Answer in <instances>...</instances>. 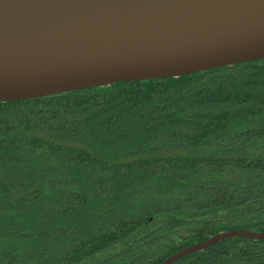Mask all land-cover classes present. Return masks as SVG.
<instances>
[{
    "label": "trees",
    "instance_id": "16d2710c",
    "mask_svg": "<svg viewBox=\"0 0 264 264\" xmlns=\"http://www.w3.org/2000/svg\"><path fill=\"white\" fill-rule=\"evenodd\" d=\"M264 233V58L0 102V264H162ZM172 264H264L227 238Z\"/></svg>",
    "mask_w": 264,
    "mask_h": 264
},
{
    "label": "water",
    "instance_id": "95a60500",
    "mask_svg": "<svg viewBox=\"0 0 264 264\" xmlns=\"http://www.w3.org/2000/svg\"><path fill=\"white\" fill-rule=\"evenodd\" d=\"M264 58V0H0V102ZM186 247L162 264L218 241Z\"/></svg>",
    "mask_w": 264,
    "mask_h": 264
}]
</instances>
